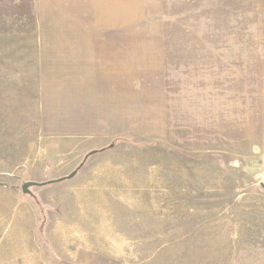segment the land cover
<instances>
[{
	"label": "rangeland",
	"instance_id": "1",
	"mask_svg": "<svg viewBox=\"0 0 264 264\" xmlns=\"http://www.w3.org/2000/svg\"><path fill=\"white\" fill-rule=\"evenodd\" d=\"M0 264H264V0H0Z\"/></svg>",
	"mask_w": 264,
	"mask_h": 264
},
{
	"label": "water",
	"instance_id": "2",
	"mask_svg": "<svg viewBox=\"0 0 264 264\" xmlns=\"http://www.w3.org/2000/svg\"><path fill=\"white\" fill-rule=\"evenodd\" d=\"M25 187H27V185Z\"/></svg>",
	"mask_w": 264,
	"mask_h": 264
}]
</instances>
